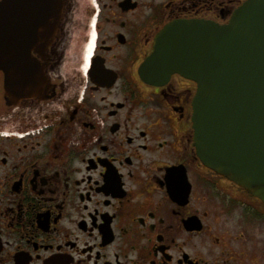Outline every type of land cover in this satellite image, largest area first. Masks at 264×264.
<instances>
[{
	"label": "flooded vegetation",
	"instance_id": "flooded-vegetation-1",
	"mask_svg": "<svg viewBox=\"0 0 264 264\" xmlns=\"http://www.w3.org/2000/svg\"><path fill=\"white\" fill-rule=\"evenodd\" d=\"M246 1L0 0L30 61L0 71V264H264V204L198 158L196 83L148 65L167 26Z\"/></svg>",
	"mask_w": 264,
	"mask_h": 264
},
{
	"label": "water",
	"instance_id": "water-1",
	"mask_svg": "<svg viewBox=\"0 0 264 264\" xmlns=\"http://www.w3.org/2000/svg\"><path fill=\"white\" fill-rule=\"evenodd\" d=\"M4 47L1 36L0 71L14 89L30 61L4 57ZM148 65L152 85L173 74L196 83L192 125L201 164L264 204V0H247L223 26H167Z\"/></svg>",
	"mask_w": 264,
	"mask_h": 264
}]
</instances>
